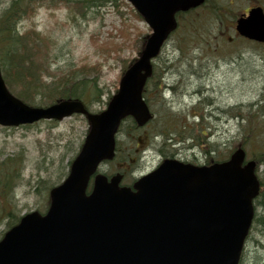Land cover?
<instances>
[{
  "label": "rangeland",
  "instance_id": "374dc122",
  "mask_svg": "<svg viewBox=\"0 0 264 264\" xmlns=\"http://www.w3.org/2000/svg\"><path fill=\"white\" fill-rule=\"evenodd\" d=\"M12 1L0 0V18ZM28 1L32 9L17 20L15 28L34 49L32 56L41 79L47 84L84 80L87 90L93 86L99 90L97 99L82 97L89 111L105 109L123 70L138 56L142 37L151 32L149 26L126 0ZM254 5L264 8V0H205L193 8L197 16H204L207 8H226L222 38L214 25L200 31L184 28L170 35L154 59L155 76L145 89L154 118L143 127H137L131 117L124 118L115 136V158L102 161L96 172L110 176L120 170L122 183L130 184L163 157L199 164L212 158L226 159L240 143L241 127L248 119L259 131L254 140L264 141V45L238 37L233 27L235 17ZM186 40L191 41L180 46L178 41ZM34 99L31 105L48 104L45 98ZM246 107L257 114L248 116ZM230 108L233 113L227 111ZM168 112L178 114L173 118L176 122L187 116L184 121L193 126L192 138L188 131L182 133L185 139H180L172 128L159 126ZM192 112L203 113V120L191 116ZM88 128L85 117L79 114L0 126V162L18 172L0 205L12 214L1 218L0 238L12 219L28 211L46 210L49 189L67 174ZM201 128L208 135L195 139ZM164 134L172 139L166 140ZM245 153L250 158L249 150ZM128 154L133 159L123 169L122 160ZM256 173L264 184V163L256 167ZM260 213L256 208L258 219L251 225L240 264H264V217Z\"/></svg>",
  "mask_w": 264,
  "mask_h": 264
},
{
  "label": "water",
  "instance_id": "95a60500",
  "mask_svg": "<svg viewBox=\"0 0 264 264\" xmlns=\"http://www.w3.org/2000/svg\"><path fill=\"white\" fill-rule=\"evenodd\" d=\"M128 1L152 32L105 110L88 113L73 99L29 106L7 90L0 73V125L73 113L85 114L89 123L67 176L49 191L46 212L26 213L0 239V264H238L259 191L254 162L242 165V149L211 165L165 159L136 180L133 190L119 186V175L94 174L102 160L113 158L122 118L132 116L139 126L151 118L142 98L151 61L175 28V13L204 0ZM235 30L264 43L263 8L238 16Z\"/></svg>",
  "mask_w": 264,
  "mask_h": 264
},
{
  "label": "trees",
  "instance_id": "16d2710c",
  "mask_svg": "<svg viewBox=\"0 0 264 264\" xmlns=\"http://www.w3.org/2000/svg\"><path fill=\"white\" fill-rule=\"evenodd\" d=\"M30 3L31 2L28 0H13L9 8L3 12L2 17L0 18V66L8 89L29 104L35 103L34 98L37 96L41 99L45 98L48 104L62 99H82V97L97 99L99 96V90L94 86L92 87L93 89L87 90V85L84 80L82 82L71 81L69 83L67 81H59V84L54 82L47 84L41 79L40 69L36 64L37 60L32 56V50L34 49L25 43L23 36L19 35L15 28L17 20L32 9ZM196 10L197 9H190L184 15L178 13L177 27L172 34H179L184 28L190 31H200L207 29L210 25H214L218 38L221 39L222 18L224 14L223 12L226 11V8L222 9L221 6H219L218 9L216 7L210 9L207 8L204 11V16L195 15L194 12ZM212 14L214 16H212ZM184 18L186 19L185 21ZM191 40L178 42L181 46ZM154 76L155 71L153 70L149 81H151ZM202 102L205 103L204 100H202ZM227 111L229 112V109ZM177 115L178 114L173 112L166 113V119L159 121V126L172 128V131L178 134L180 139H185L182 133L188 131V137L191 135L192 138V134H194L192 130L193 126L187 125L185 123L186 121H184V117L187 118V116L183 115L182 120L176 122L173 118ZM191 116H199L201 117V120L204 118L203 113L198 112H192ZM245 118L248 119L247 116ZM251 124V121L248 119V124L241 127L242 137L237 146L241 147L244 151L249 150L250 159L255 161L256 165H259L260 163H264V141L257 142L254 140L258 136L259 131L255 130ZM203 129L205 128L198 130V133L195 134L197 135V137H194L195 139H202L199 135H208L206 131H202ZM165 139L171 140L172 138L171 136L165 135ZM253 146L260 149L254 151V148H252ZM130 158L133 159L132 155L128 154L123 158L122 163L123 161L130 163ZM212 160L214 159L212 158ZM210 161L211 160H207L206 163L208 164ZM4 164L5 163L0 162V205H2V200H4L11 190V181L15 178V173L16 175L18 173L13 167L11 169L6 168ZM256 208L261 209L260 216L264 217V184L262 183L259 194L254 200V209ZM4 214H7L8 216L12 215L5 205L0 206V220ZM255 216V219H258L256 214ZM18 219L14 221L12 219L9 227H11V225Z\"/></svg>",
  "mask_w": 264,
  "mask_h": 264
},
{
  "label": "bare ground",
  "instance_id": "6f19581e",
  "mask_svg": "<svg viewBox=\"0 0 264 264\" xmlns=\"http://www.w3.org/2000/svg\"><path fill=\"white\" fill-rule=\"evenodd\" d=\"M0 73H1V77H2V79H3V81H4V83H5V80H4V78H3V75H2V71H1V66H0ZM5 86H6V84H5ZM6 88H7V90L15 97V98H17V99H19L20 101H22L23 103H25V104H27V105H29V106H37V105H31V104H29L28 102H26V101H24V100H22L21 98H19L18 96H16L14 93H12L9 89H8V87L6 86ZM202 93V92H201ZM246 110H247V115L248 116H250V117H254L255 115H254V113H256V111L254 112V110H252V109H250V108H247L246 107ZM229 112L230 113H233V109L232 108H230L229 109ZM258 113H260V112H258ZM257 114V113H256ZM175 157H163L160 161H163V160H165V159H174ZM178 159V158H177ZM179 161H181V162H183V163H190V164H196L195 162H191V161H188V160H182V159H179ZM135 183V182H134ZM134 183H130V184H124L123 183V185L122 186H126V187H130L132 190L134 189L133 188V184ZM260 183H262V180H260ZM263 184V183H262ZM256 218V216L255 215H253L252 216V220H251V223H253V221H254V219ZM241 257H242V253L240 254V257H239V261H238V264H240V260H241Z\"/></svg>",
  "mask_w": 264,
  "mask_h": 264
}]
</instances>
